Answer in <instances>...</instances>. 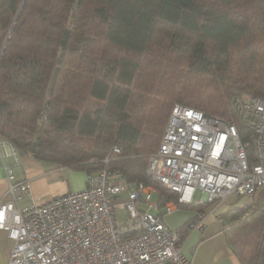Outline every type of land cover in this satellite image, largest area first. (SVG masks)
Here are the masks:
<instances>
[{"label": "trees", "instance_id": "trees-1", "mask_svg": "<svg viewBox=\"0 0 264 264\" xmlns=\"http://www.w3.org/2000/svg\"><path fill=\"white\" fill-rule=\"evenodd\" d=\"M238 89L264 96V0H0V138L45 163L107 167L177 202L148 173L172 107L232 119ZM257 209L249 233L264 236Z\"/></svg>", "mask_w": 264, "mask_h": 264}, {"label": "built area", "instance_id": "built-area-1", "mask_svg": "<svg viewBox=\"0 0 264 264\" xmlns=\"http://www.w3.org/2000/svg\"><path fill=\"white\" fill-rule=\"evenodd\" d=\"M233 109L229 119L174 104L148 163V173L178 194L177 202L163 204L153 185L128 182L104 167L89 173L83 189L20 208L16 202L30 192V180L16 176L19 151L1 138L12 159L5 163L12 200L0 204V229L13 241L6 264H190L183 243L204 229V215L182 229L165 216L178 204L205 206L232 194L250 198L264 186V96L239 92ZM122 150L113 146L115 153ZM155 192L159 198L152 201Z\"/></svg>", "mask_w": 264, "mask_h": 264}, {"label": "crops", "instance_id": "crops-1", "mask_svg": "<svg viewBox=\"0 0 264 264\" xmlns=\"http://www.w3.org/2000/svg\"><path fill=\"white\" fill-rule=\"evenodd\" d=\"M10 152L9 145H0V204L12 200L11 194L6 193L8 180L5 171L6 160L12 161L11 156H7ZM19 154V162L13 163L16 176L30 180V192L16 202V206L20 208L31 205L35 201L39 202L87 186L88 175L91 172L74 169L67 165L45 163L31 154L20 152ZM73 179L77 184L74 185ZM155 193L158 199L159 192ZM257 193L250 197L251 199L244 200L239 206L232 204L236 203L234 201L239 196H233L235 200L230 199L224 205L208 204L202 206V209L190 204H178L172 213L165 216L166 222L172 228L182 229L198 213L204 215V229L193 230L183 243V250L190 264H245L234 244L233 227L236 219H233L228 212L252 200L251 207L257 209L260 203L264 202V200L256 199ZM12 247L13 241L8 237L7 231L0 229V264H6Z\"/></svg>", "mask_w": 264, "mask_h": 264}, {"label": "rangeland", "instance_id": "rangeland-1", "mask_svg": "<svg viewBox=\"0 0 264 264\" xmlns=\"http://www.w3.org/2000/svg\"><path fill=\"white\" fill-rule=\"evenodd\" d=\"M242 91H244V90L238 89L237 91H234L233 94L239 93ZM245 92H249V91L245 90ZM251 93H253V92H251ZM177 102H180V101H176L175 103H177ZM231 107H232V110H234L233 109V99L231 100ZM232 117H235V113H233ZM226 118H229V117H226ZM152 152H154V151H152ZM72 182L74 183V185H75V183L77 184V182H74V179ZM257 192H256L257 193L256 199L257 200H264V186L262 188H260ZM199 195L200 194L198 192L196 194V197H198ZM233 196H237V195L232 194L227 200L217 202L218 203L217 206L224 205L226 203V201L229 202L230 199H234ZM157 197L158 196L155 193L152 201L157 200ZM246 199H251V198H248V196H246V195H241L238 197L237 200L234 199L235 200L234 202H236V203L235 204L232 203V204L234 206H239V204L242 203ZM217 203H215V204H217ZM257 212H258V209H255L252 207L249 210L247 209V212L244 214V216H241V217L238 216V219L235 221V225L233 227L234 228L233 231H235L234 232V244H235L239 254L241 255V257L243 259H245L246 263L251 262L252 264H254L258 260V257L261 253V250H262V246L264 244V236H258L257 234H254V233L250 234L249 233L250 228L255 224V221L253 219H254V216L256 215Z\"/></svg>", "mask_w": 264, "mask_h": 264}]
</instances>
